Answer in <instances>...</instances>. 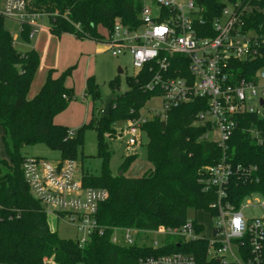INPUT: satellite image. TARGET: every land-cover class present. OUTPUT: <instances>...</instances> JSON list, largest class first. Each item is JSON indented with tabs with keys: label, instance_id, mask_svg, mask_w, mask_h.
<instances>
[{
	"label": "trees",
	"instance_id": "16d2710c",
	"mask_svg": "<svg viewBox=\"0 0 264 264\" xmlns=\"http://www.w3.org/2000/svg\"><path fill=\"white\" fill-rule=\"evenodd\" d=\"M196 2L204 8L209 24L224 5L220 0ZM254 3L264 8V0ZM27 7L49 17V32L56 37L70 34L79 40L103 43L106 34L101 29L108 34L116 22L138 26L141 0H27ZM247 20L253 25L264 24V14L254 12ZM3 21L0 16V127L6 153V158H0V264H45L47 259L52 264H137L140 258L177 252L192 254L202 262L207 240L168 236L158 248L126 247L112 244L111 236L116 228H178L187 222L189 210L208 211L215 196L212 190L203 191V168L218 162L224 153L232 169L227 186L230 203L239 207L246 196L254 193L264 199V145H259L250 132L257 129L264 138V118L254 114L237 118L223 153L216 143L203 138L207 126L193 125L202 101L181 104L167 111L164 119H153L142 126L151 168L141 177L128 178L122 172L113 176L106 165L109 150L104 135L114 138V124L137 116L146 100L154 96L143 89L149 75L140 70L130 77L128 90L113 100L108 116L101 114L103 103L94 77H88L84 95L99 100L101 106L97 116L92 114L88 123L70 136L69 129L54 120L74 98L73 89L65 85L74 66L58 76H53L54 69H48L43 83L29 98L40 55L35 49L18 52ZM20 31L29 41L28 28L23 26ZM263 65L264 50L261 57L242 65V76H252ZM109 85L111 92H119L117 77ZM87 127L96 131L98 153L105 165L98 176L81 172L82 183L107 190L108 197L99 204L96 214L102 235L93 234L87 244L79 247L75 239L61 238L50 231L45 208L32 197L23 178L21 165L25 157L20 149L44 143L59 152L60 161L76 160L81 133ZM193 226L195 232L203 229L194 221Z\"/></svg>",
	"mask_w": 264,
	"mask_h": 264
},
{
	"label": "built area",
	"instance_id": "2783aa9c",
	"mask_svg": "<svg viewBox=\"0 0 264 264\" xmlns=\"http://www.w3.org/2000/svg\"><path fill=\"white\" fill-rule=\"evenodd\" d=\"M180 1L141 0L138 26L131 28L116 22L105 33L106 50L115 57L127 55L136 74L145 70L149 78L143 89L162 101L161 109L148 111V117L138 114L120 123L115 137H127L126 151L140 144L145 123L162 120L170 109L194 100H201L202 108L193 125L207 126L203 138L216 143L223 153L238 124L237 118L243 114L264 118V65L252 76H242V65L261 57L264 50V24L253 25L247 20L254 12L264 14L254 3L262 0H235L230 9L223 5L210 24L196 0ZM0 16L17 22L21 28L27 27L30 41L42 28L38 19L46 15L29 11L27 0H0ZM12 41L14 44L15 37ZM211 132L215 136L210 138ZM250 132L259 145H264L260 131L250 129ZM21 169L32 197L45 208L46 216L72 226L79 247L87 244L93 234L102 235L96 214L108 192L85 187L76 160L51 163L40 157H25ZM203 170V191L212 190L215 196L209 210L202 211L212 219L209 234L204 233V227L195 232L193 221L201 223L191 220L178 228L159 226L150 231L116 228L111 243L120 245L121 239L120 246H133L136 238L132 235L141 236L142 242L145 234L208 241L202 262L192 254L177 252L140 258L137 264H264V212L262 218L243 214L241 204L252 194L239 207L228 200L232 169L225 153ZM162 244L154 239L149 247L158 248Z\"/></svg>",
	"mask_w": 264,
	"mask_h": 264
},
{
	"label": "rangeland",
	"instance_id": "374dc122",
	"mask_svg": "<svg viewBox=\"0 0 264 264\" xmlns=\"http://www.w3.org/2000/svg\"><path fill=\"white\" fill-rule=\"evenodd\" d=\"M186 1L187 0H181L180 3H185ZM220 2L230 9L232 0H220ZM3 23L12 38L15 37L14 47L18 52L23 53L30 49L37 48L42 55V60L45 56L48 62H52L53 65H55L58 72L64 71L71 65L74 66L70 77L67 78V83L73 88L74 98L54 120L56 124L66 126L70 132H75L83 123H88L92 114L97 116V111L101 106L99 100L93 101L89 96H86L84 99L80 98L87 77H94L101 98H104L111 92L109 85L110 81L117 77L119 91L125 92L129 88L127 80L136 74L137 70L132 67L127 55L118 57L112 56L109 51L103 48L104 46L102 43L90 41L77 43L72 37L65 36L55 49L52 42L50 43V41L47 40V34L50 28L48 16H43L38 19V23L42 28L30 41L23 39L20 31V24L9 19H4ZM101 32L105 34L102 29ZM79 44H84V46L81 48ZM44 67L45 65L42 67V71L38 72V75L31 85L28 94L29 98L36 93L41 80L45 77L47 70L44 69ZM74 104H77L78 107H75L76 105ZM161 106V99L157 96H151L139 110V114L148 117V111L155 109L159 110ZM120 128V123H116L113 126L114 131ZM118 133L117 131L116 135H118ZM209 136L210 138L214 137L215 133L211 132ZM126 140L127 137L125 135L122 136V139L118 136L109 138L107 134L104 135V142L109 150V156L106 162L107 169L113 176L122 172L124 176L128 178L141 177L151 168L146 154L147 136L142 133L140 144L130 152L125 149ZM20 154L24 157H40L51 163H56L60 159L59 152L50 149L44 143L25 145L21 147ZM5 155L0 127V158ZM131 156H133L131 160H127V158ZM76 162L78 173L87 172L94 176L100 175L102 167L105 165L103 158L98 153L96 131L91 127L85 128L81 133V145L77 148ZM248 202L249 204H247ZM263 203V198L259 194L254 193L242 202V212L246 217L262 218L264 206L262 208L261 205ZM48 218L51 228L54 229L59 237L66 239L76 238V230L64 222V220L58 219L57 221H53L52 216ZM191 220H196L198 223H201L204 227V233L206 235L209 234L212 219L208 217L206 213L189 210L187 213V221ZM119 235L120 234H117L118 237ZM132 237L136 238V245L138 246H150L154 239L157 240L158 244H162L166 239L164 236L145 234L143 238L144 241L141 242V236L137 238L135 235H132ZM121 243L120 239V245ZM45 264H49L48 259L45 261Z\"/></svg>",
	"mask_w": 264,
	"mask_h": 264
},
{
	"label": "crops",
	"instance_id": "0c3cea01",
	"mask_svg": "<svg viewBox=\"0 0 264 264\" xmlns=\"http://www.w3.org/2000/svg\"><path fill=\"white\" fill-rule=\"evenodd\" d=\"M264 9V8H263ZM65 36H70V37H72V39L75 41V42H77V43H79V42H82V43H84V42H88V41H90V42H94V41H91V40H79V39H76L75 37H73L72 35H70V34H62L61 36H59V37H56V36H54V35H52L50 32H48V34H47V40L48 41H50V43L52 42V44L54 45L53 47H55V49H56V47H57V45L60 43V41H61V39L63 38V37H65ZM103 44V48L106 50V47H105V45H104V43H102ZM80 45V47L82 48L83 46H84V44H79ZM33 49H35L36 51H38V53H39V55H40V65H39V69H38V72L39 71H42L41 69H42V67L45 65V67H44V69H46V70H48V69H54L55 70V73L53 74V76H58L62 71H59L58 72V70L56 69V67H55V65H53V63L52 62H48L47 61V59H46V57L44 56V58H43V60H42V55H41V53H40V51L37 49V48H33ZM43 61V62H42ZM72 66V65H71ZM70 67V66H69ZM68 68V67H67ZM38 72H37V75H38ZM36 75V76H37ZM36 78V77H35ZM69 78V77H68ZM88 78V77H87ZM86 78V79H87ZM43 80L44 79H42L41 80V82H40V85L38 86V88H37V90L39 89V87L41 86V84L43 83ZM85 82H86V80H85ZM65 85L67 86V87H69V88H72V86H70L68 83H67V79L65 80ZM73 89V88H72ZM84 90H85V87H84V89L82 90V93H81V95H80V98L81 99H84L86 96L84 95L85 93H84ZM74 105H76L75 107H78V105L77 104H74ZM90 120V119H89ZM83 124H85V123H83ZM2 135H3V129L1 128V138H2ZM2 158H6V155L4 156V157H2ZM49 216H47V223H48V226H49V229H50V231H54V229L53 228H51V226H50V224H49V218H48ZM53 217V221H57V218H55L54 216H52ZM55 219V220H54ZM49 264H52V262L51 261H49Z\"/></svg>",
	"mask_w": 264,
	"mask_h": 264
},
{
	"label": "water",
	"instance_id": "95a60500",
	"mask_svg": "<svg viewBox=\"0 0 264 264\" xmlns=\"http://www.w3.org/2000/svg\"><path fill=\"white\" fill-rule=\"evenodd\" d=\"M121 71V70H119ZM123 92H118V91H113L110 92L106 97L101 98V101L103 103L102 105V110H101V114L103 116H108L110 113V108L112 105L113 100H115L117 97L121 96ZM121 175V172L118 174Z\"/></svg>",
	"mask_w": 264,
	"mask_h": 264
}]
</instances>
